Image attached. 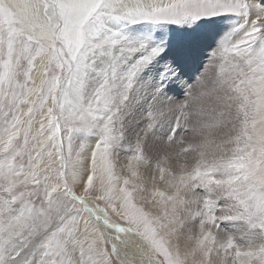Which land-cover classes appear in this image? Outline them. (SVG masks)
Segmentation results:
<instances>
[{
  "label": "snow or ice",
  "instance_id": "obj_1",
  "mask_svg": "<svg viewBox=\"0 0 264 264\" xmlns=\"http://www.w3.org/2000/svg\"><path fill=\"white\" fill-rule=\"evenodd\" d=\"M0 264H264V0H0Z\"/></svg>",
  "mask_w": 264,
  "mask_h": 264
}]
</instances>
